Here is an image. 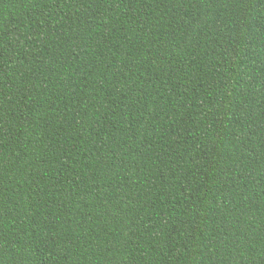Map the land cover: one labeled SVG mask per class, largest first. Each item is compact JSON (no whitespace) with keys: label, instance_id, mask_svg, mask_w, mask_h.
I'll use <instances>...</instances> for the list:
<instances>
[{"label":"trees","instance_id":"16d2710c","mask_svg":"<svg viewBox=\"0 0 264 264\" xmlns=\"http://www.w3.org/2000/svg\"><path fill=\"white\" fill-rule=\"evenodd\" d=\"M0 264H264V0H0Z\"/></svg>","mask_w":264,"mask_h":264}]
</instances>
